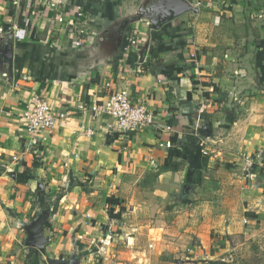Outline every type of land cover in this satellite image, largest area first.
Instances as JSON below:
<instances>
[{"label": "crops", "instance_id": "0c3cea01", "mask_svg": "<svg viewBox=\"0 0 264 264\" xmlns=\"http://www.w3.org/2000/svg\"><path fill=\"white\" fill-rule=\"evenodd\" d=\"M53 1L0 0V27H17L0 35V264H154L264 226V0ZM112 92L154 125L92 120ZM35 95L57 117L36 141ZM244 157L261 160L252 176Z\"/></svg>", "mask_w": 264, "mask_h": 264}, {"label": "built area", "instance_id": "2783aa9c", "mask_svg": "<svg viewBox=\"0 0 264 264\" xmlns=\"http://www.w3.org/2000/svg\"><path fill=\"white\" fill-rule=\"evenodd\" d=\"M23 0H13L14 4L20 3ZM39 3H43L47 7L57 8V4L53 0H38ZM85 15L77 11L71 26L73 31L79 35H85L87 33V25L85 23ZM17 31V27H12V32L7 31L3 27H0V35H12L11 33ZM138 38L133 35L128 38V43L131 47L137 45ZM91 119L96 118H108L112 121L113 132L120 134H135L143 132L144 130L151 128L154 125V115L148 110V108L141 104H135L129 95L123 92H112L107 96V99L101 103L94 104L90 107ZM23 119L27 121V130L33 136V140L36 141V137L41 132L49 131L55 125L57 121L56 115L51 110L50 106L46 102L42 95H35L31 98L30 108L28 112L23 114ZM170 130V127L167 128ZM88 135L92 134L91 130H87ZM159 148H171L170 141L160 142ZM204 155L206 153H203ZM155 166L153 160L150 161ZM243 167L247 175L254 173L256 167H261V160L252 157H244Z\"/></svg>", "mask_w": 264, "mask_h": 264}, {"label": "rangeland", "instance_id": "374dc122", "mask_svg": "<svg viewBox=\"0 0 264 264\" xmlns=\"http://www.w3.org/2000/svg\"><path fill=\"white\" fill-rule=\"evenodd\" d=\"M196 1L198 0H189L191 3ZM248 231L250 232L225 236L220 242L218 239L216 254L161 253L154 264H264V226L248 228ZM155 234L152 233L151 236ZM213 239L215 238L211 237L209 242H214ZM222 242L224 244L221 246ZM187 254L191 256L188 257Z\"/></svg>", "mask_w": 264, "mask_h": 264}, {"label": "water", "instance_id": "95a60500", "mask_svg": "<svg viewBox=\"0 0 264 264\" xmlns=\"http://www.w3.org/2000/svg\"><path fill=\"white\" fill-rule=\"evenodd\" d=\"M168 9L170 10L169 16L171 18L179 16L180 14H182L186 10V8H183L181 6H173V7L168 6ZM163 21H166L165 18H163ZM152 23L154 24L155 29L159 28V25L156 24L155 19L152 20ZM43 242L44 241H43V239H41V236H40L39 231H38V225H34V227L32 228L31 234L29 236L30 246L41 249Z\"/></svg>", "mask_w": 264, "mask_h": 264}, {"label": "trees", "instance_id": "16d2710c", "mask_svg": "<svg viewBox=\"0 0 264 264\" xmlns=\"http://www.w3.org/2000/svg\"><path fill=\"white\" fill-rule=\"evenodd\" d=\"M163 168L164 170L178 171L180 169V166L177 165L176 162H170L167 166H164Z\"/></svg>", "mask_w": 264, "mask_h": 264}]
</instances>
